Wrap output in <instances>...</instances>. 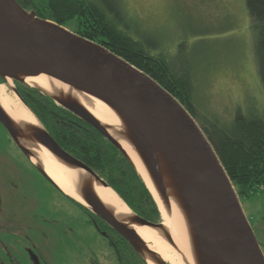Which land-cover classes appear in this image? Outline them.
<instances>
[{
    "label": "water",
    "instance_id": "1",
    "mask_svg": "<svg viewBox=\"0 0 264 264\" xmlns=\"http://www.w3.org/2000/svg\"><path fill=\"white\" fill-rule=\"evenodd\" d=\"M41 76L65 85L81 97L102 102L120 118L123 129L112 132L114 136L111 128L71 93L52 94L26 82ZM0 80L6 83L9 94L28 109L14 83L49 97L97 130L136 169L116 136L127 140L167 211L172 212L173 197L184 212L197 264H264V252L239 195L201 126L149 75L104 46L27 11L17 0H0ZM35 118L36 126L18 128L0 106V122L23 152L36 158L39 148H43L67 168L82 171L84 175L75 186L81 204L113 228L146 263L169 264L133 228L156 231L178 252L164 222H148L130 208L129 216L118 219L96 192L98 186L112 189L108 183L66 152ZM36 163L53 182L42 160ZM136 172L139 175L137 169Z\"/></svg>",
    "mask_w": 264,
    "mask_h": 264
},
{
    "label": "trees",
    "instance_id": "2",
    "mask_svg": "<svg viewBox=\"0 0 264 264\" xmlns=\"http://www.w3.org/2000/svg\"><path fill=\"white\" fill-rule=\"evenodd\" d=\"M17 1L27 11H34L44 20L63 27L73 26L78 35L104 46L146 73L171 93L197 121L198 112L190 79L177 77L163 54L151 55L149 47L156 49V46H143L139 38L129 36L130 27L124 25L126 13L121 0ZM245 3L256 37L254 56L264 87V0H245ZM132 31L138 33L140 30ZM18 87L24 103L66 152L105 178L135 214L151 223L163 221L153 196L123 153L97 130L49 97L21 84ZM71 121L78 122L83 129L69 130L63 122ZM199 125L240 200L249 199L264 190V115L246 116L239 113L228 124H222L219 119H209Z\"/></svg>",
    "mask_w": 264,
    "mask_h": 264
},
{
    "label": "rangeland",
    "instance_id": "3",
    "mask_svg": "<svg viewBox=\"0 0 264 264\" xmlns=\"http://www.w3.org/2000/svg\"><path fill=\"white\" fill-rule=\"evenodd\" d=\"M121 4L129 36L147 47L156 46L149 47L151 55L160 52L177 77L190 79L199 124L209 119L228 124L239 113L264 115L256 37L245 0H121ZM65 28L76 33L73 26ZM3 148L0 145V153ZM9 168L10 164H0L2 177L8 176ZM241 203L264 250V190ZM102 245L98 240L97 250Z\"/></svg>",
    "mask_w": 264,
    "mask_h": 264
},
{
    "label": "flooded vegetation",
    "instance_id": "4",
    "mask_svg": "<svg viewBox=\"0 0 264 264\" xmlns=\"http://www.w3.org/2000/svg\"><path fill=\"white\" fill-rule=\"evenodd\" d=\"M14 88L19 91L17 83ZM63 123L83 129L76 121ZM0 145V164H10L7 177L0 173V264H148L79 199L58 188L40 170L38 155L23 152L1 122Z\"/></svg>",
    "mask_w": 264,
    "mask_h": 264
},
{
    "label": "bare ground",
    "instance_id": "5",
    "mask_svg": "<svg viewBox=\"0 0 264 264\" xmlns=\"http://www.w3.org/2000/svg\"><path fill=\"white\" fill-rule=\"evenodd\" d=\"M26 82L35 87H39L48 93L65 92L71 93L79 99L83 105L104 125L109 126L110 132H118L123 129V123L120 118L105 104L94 99L85 98L78 95L76 92L68 89L54 80L45 76L38 78H28ZM9 84L12 82L9 80ZM0 106L5 113L13 120L18 128H23L25 125H37V120L31 111L21 103V101L8 93L7 86L0 85ZM112 133V134H113ZM114 135V134H113ZM115 136V135H114ZM116 139L126 150L127 154L133 161L139 175L147 185V188L155 197L161 211L163 222L169 230L173 241L175 242L178 252H175L159 234L147 227H133L139 236L149 245L151 250L157 252L169 264H197L193 244L188 232L187 223L184 218V212L177 205L172 197V212L169 213L165 205L161 202L155 190V186L151 181L146 168L138 154L133 150L127 140L116 136ZM42 160L44 168L49 177L55 182L64 192L79 199V195L75 191V186L79 182L80 176L84 175L82 171L72 170L60 163L47 150L39 148L37 152ZM96 192L103 203L114 210L116 217L119 219L125 218L131 214L129 207L112 189L96 187ZM80 200V199H79ZM149 264H153L149 262Z\"/></svg>",
    "mask_w": 264,
    "mask_h": 264
}]
</instances>
